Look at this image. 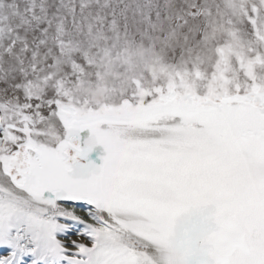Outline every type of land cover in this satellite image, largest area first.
I'll list each match as a JSON object with an SVG mask.
<instances>
[{
    "label": "snow or ice",
    "instance_id": "6c2138e0",
    "mask_svg": "<svg viewBox=\"0 0 264 264\" xmlns=\"http://www.w3.org/2000/svg\"><path fill=\"white\" fill-rule=\"evenodd\" d=\"M0 264H264V0H0Z\"/></svg>",
    "mask_w": 264,
    "mask_h": 264
}]
</instances>
